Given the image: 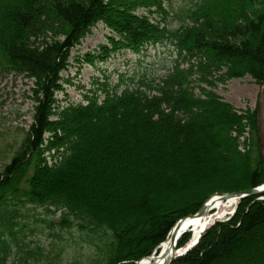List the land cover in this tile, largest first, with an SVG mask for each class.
<instances>
[{"label":"trees","instance_id":"1","mask_svg":"<svg viewBox=\"0 0 264 264\" xmlns=\"http://www.w3.org/2000/svg\"><path fill=\"white\" fill-rule=\"evenodd\" d=\"M167 1L0 0V73L31 78L35 102L0 172V264H135L212 195L264 184L256 110L208 89L246 75L263 83L264 0H191L175 29ZM98 22L118 36L115 48L171 44L177 59L163 78L104 80L102 100L59 110L71 52ZM49 207L62 215L38 213ZM172 264H264V200L243 199Z\"/></svg>","mask_w":264,"mask_h":264},{"label":"rangeland","instance_id":"2","mask_svg":"<svg viewBox=\"0 0 264 264\" xmlns=\"http://www.w3.org/2000/svg\"><path fill=\"white\" fill-rule=\"evenodd\" d=\"M191 6V0L167 1L165 7L168 17L166 16L165 22L169 28H178L183 23L181 18H184L180 15L181 9ZM122 8L118 5L112 7L114 10ZM135 14L147 16L152 22H158L162 18L160 14H149L144 9H137ZM110 37L118 39V36L103 22H98L81 43L72 50L68 67L62 73L61 90L55 96L59 110L69 105L86 104L87 98L94 95L102 100L100 83L104 80L109 81L108 84L113 87L119 83L121 76L128 82L130 78L138 80L143 75L160 79L172 69L175 55L170 53L172 47L169 45H144L139 53H136L137 51L127 47L115 48L109 41ZM32 88L33 80L25 74L0 73V172L18 151L23 138L33 124L35 102ZM124 88L125 85L120 86L119 91ZM208 89L214 91L237 111L245 113L255 110L261 93V84H257L250 75H246L242 78H232L224 83L215 81V85ZM199 93L200 89L196 87V94ZM94 128H96V123L90 126L92 133H94ZM248 137L247 133L241 141ZM48 209V211L38 209V213L43 216L50 213L55 220L63 213L55 207ZM66 236L74 237L72 240L75 243L78 242L77 245L80 246L81 239L76 238L78 233H66ZM190 237L191 233L185 234L180 241L188 238L189 242ZM48 243V240L45 241V245ZM73 259V254H70L66 261L70 262ZM81 261L84 260L81 259Z\"/></svg>","mask_w":264,"mask_h":264},{"label":"bare ground","instance_id":"3","mask_svg":"<svg viewBox=\"0 0 264 264\" xmlns=\"http://www.w3.org/2000/svg\"><path fill=\"white\" fill-rule=\"evenodd\" d=\"M239 199L233 197H219L211 198L204 206L202 213L195 216L186 217L181 225L180 231L176 235H184L187 232L191 233L190 243L196 242L204 233V230L212 226L217 221L226 219L233 211ZM171 238H168L161 245L158 255H154L153 259L142 264H165L173 255L178 253L175 251Z\"/></svg>","mask_w":264,"mask_h":264},{"label":"water","instance_id":"4","mask_svg":"<svg viewBox=\"0 0 264 264\" xmlns=\"http://www.w3.org/2000/svg\"><path fill=\"white\" fill-rule=\"evenodd\" d=\"M256 116H257V118H256V131H257L258 148H259L260 154L262 156V159L264 161V82H263L262 90H261V93L259 96V101H258L257 110H256ZM263 195H264V186L254 188V189H250V190H246V191L219 194L218 196H221L223 198L234 197V198L242 200V199H244L246 197H250V196H263ZM202 210H203V208L198 213H195L191 216L199 215L200 213H202ZM183 220L184 219H181L180 221H178L176 223V225L174 226V228L172 229V231L170 232V234L168 236V238H171L173 246L176 245V241L179 238V236L176 235V233H178L180 231V225H181ZM200 238L194 243H189L184 249L176 251V252H178V254L173 255L169 259V261L165 264H172L174 259H176L179 256L186 254L188 251H190L192 248H194L199 243ZM152 259L153 258H151V257L150 258H144L138 264H142L146 261L150 262Z\"/></svg>","mask_w":264,"mask_h":264}]
</instances>
